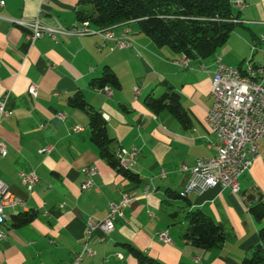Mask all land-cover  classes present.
Returning a JSON list of instances; mask_svg holds the SVG:
<instances>
[{"label": "crops", "instance_id": "obj_1", "mask_svg": "<svg viewBox=\"0 0 264 264\" xmlns=\"http://www.w3.org/2000/svg\"><path fill=\"white\" fill-rule=\"evenodd\" d=\"M2 1L0 101L8 95L10 115L0 121V143L7 150L6 156L0 153V179L25 207L7 209V218L0 224V232L6 235L0 240L1 264L71 262L86 240L87 218L104 219L110 205L119 204L124 196L133 198L125 217L110 235L94 233L90 246L95 255L82 264H244L259 248L264 253L260 237L264 219L257 220L251 212L264 204V137L257 142L260 157L239 178L238 194L216 187L186 199L177 197L190 178L180 168L216 155L217 138L205 119L213 104L217 59L242 71L264 67V0H229L237 27L214 56L190 59L188 68L175 63L182 54L157 47L137 22L115 29L116 34L130 30L132 49L112 50L111 42L100 49L98 35L61 37L59 44L44 37L30 45L26 30L13 20L41 18L48 25L79 27L77 0H48L41 5L38 0ZM110 70L120 87H109L113 91L109 98L104 89L91 84ZM32 84L39 86L36 99L29 94ZM169 89L179 94L187 124L169 109L155 113L146 106L148 96L159 97ZM79 92L86 110L71 103ZM91 112L104 118L114 151L140 148L138 163L131 170L139 183L101 156L91 139ZM75 127L81 130L75 132ZM48 145L53 151L39 154ZM87 166L97 167L98 175L93 187L83 190ZM32 170L39 182L29 192L21 175ZM162 170L166 178L159 177ZM197 209L222 226V246L205 249L184 239L186 215ZM21 214L35 219L19 226L16 218ZM162 232L171 242L161 239ZM127 245L147 262H141Z\"/></svg>", "mask_w": 264, "mask_h": 264}, {"label": "built area", "instance_id": "obj_2", "mask_svg": "<svg viewBox=\"0 0 264 264\" xmlns=\"http://www.w3.org/2000/svg\"><path fill=\"white\" fill-rule=\"evenodd\" d=\"M43 4L48 0H38ZM0 6H5V2H0ZM239 23L238 20H232ZM14 24L26 30V38L30 45H34L38 40L49 37L56 44L61 42V37L77 36H100L102 39L100 49H104L111 42L114 49H132L135 42L131 37L130 30L125 28L116 34V27L108 29L92 28L89 22H81L79 27L67 28L61 24L48 25L41 18L34 20H13ZM248 23V22H245ZM264 44V35L261 36ZM190 59L182 54L180 61L175 62L183 68L189 67ZM201 69L204 66L200 67ZM29 94L36 99L39 95V86L32 84ZM107 97H112L113 91H105ZM139 94V89H136ZM55 95H58L55 93ZM211 95L213 98L212 107L206 116V124L211 132L216 136V155L211 158L199 159L192 167L183 165L180 170L189 173L190 178L185 188L186 196L196 193L204 194L207 190L222 187L230 190L233 194L240 192L239 178L248 171L260 157V147L258 140L264 137V69L250 66L249 80H241L240 69L226 64L222 58L216 61V70L212 80ZM8 95L0 101V121L9 117L7 110ZM58 119H63L62 114L57 115ZM45 128L44 125L41 126ZM81 129L75 127L74 131ZM53 151V146H46L39 150V154L48 155ZM116 151L123 155V164L138 163L140 148L130 149L118 148ZM0 153L7 155V150L3 143H0ZM122 169V167H120ZM86 180L82 185L83 190H88L94 185V178L98 175L95 166H87L83 169ZM167 172L162 170L160 178H166ZM22 183L29 192H32L39 182V176L32 170L21 175ZM149 193V188H146ZM133 198L124 196L119 204H111L109 212L104 219L88 217L86 220L87 232L86 240L83 242L81 250L75 254L74 259L66 264H82L86 257L95 255L91 248V239L96 232L110 235L116 227V222L125 217L127 208ZM25 207V202L15 195L10 187L0 179V224L7 218V209ZM5 233L0 232V240L5 238ZM161 239L171 242L166 232L160 233ZM1 264V263H0Z\"/></svg>", "mask_w": 264, "mask_h": 264}, {"label": "trees", "instance_id": "obj_3", "mask_svg": "<svg viewBox=\"0 0 264 264\" xmlns=\"http://www.w3.org/2000/svg\"><path fill=\"white\" fill-rule=\"evenodd\" d=\"M79 22H89L95 29H108L137 22L141 33L148 36L159 48L186 55L189 59L205 60L214 56L228 41L237 27L229 0H77ZM93 87L105 89L120 87V82L113 71H107L96 78ZM71 103L86 110L83 94L77 93ZM146 106L158 113L169 109L183 123L188 118L182 109L180 96L169 89L159 97L148 96ZM91 139L98 147L101 156L111 167L118 169L133 183H139L138 175L131 170L121 169L115 157L114 140L107 134L104 118L98 112L90 114ZM180 199L188 196L179 194ZM257 220L264 219V204L251 209ZM35 219L34 215L21 214L16 218L17 225H27ZM188 227L184 239L191 244L205 249L220 247L225 243V233L220 224L208 217L201 210L186 215ZM264 241V228L260 231ZM129 249L146 263V258L131 246ZM259 248L244 264H256L264 261V253ZM159 264V263H158Z\"/></svg>", "mask_w": 264, "mask_h": 264}, {"label": "bare ground", "instance_id": "obj_4", "mask_svg": "<svg viewBox=\"0 0 264 264\" xmlns=\"http://www.w3.org/2000/svg\"><path fill=\"white\" fill-rule=\"evenodd\" d=\"M249 69L250 66L245 71H242L240 69L241 80H249ZM258 69H264V67H258ZM104 90L111 91L109 88H105ZM115 157L119 163V166L122 167V169L132 170V168L134 167L133 164H123V155H120L118 151H116ZM182 195L186 197V192L184 191Z\"/></svg>", "mask_w": 264, "mask_h": 264}]
</instances>
